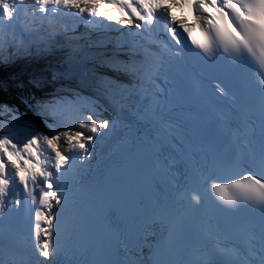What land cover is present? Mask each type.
I'll return each instance as SVG.
<instances>
[{"label":"snow or ice","instance_id":"6c2138e0","mask_svg":"<svg viewBox=\"0 0 264 264\" xmlns=\"http://www.w3.org/2000/svg\"><path fill=\"white\" fill-rule=\"evenodd\" d=\"M18 59L0 264H264V0H0Z\"/></svg>","mask_w":264,"mask_h":264},{"label":"trees","instance_id":"16d2710c","mask_svg":"<svg viewBox=\"0 0 264 264\" xmlns=\"http://www.w3.org/2000/svg\"><path fill=\"white\" fill-rule=\"evenodd\" d=\"M28 72H30V68H29V64L27 61H23V60H16L15 62H13L12 64H9L7 66L4 65H0V74L2 76H0V79H3L7 76H9L12 73H18L19 75H28ZM19 78H21V76H19ZM15 82H13L14 84ZM14 90V89H13ZM22 90V89H20ZM4 99V98H10V96L8 95H2L0 94V99Z\"/></svg>","mask_w":264,"mask_h":264},{"label":"rangeland","instance_id":"374dc122","mask_svg":"<svg viewBox=\"0 0 264 264\" xmlns=\"http://www.w3.org/2000/svg\"><path fill=\"white\" fill-rule=\"evenodd\" d=\"M6 119V117H4L3 115H0V122H3ZM0 131H2V129H0ZM21 134H23V132L21 131Z\"/></svg>","mask_w":264,"mask_h":264}]
</instances>
